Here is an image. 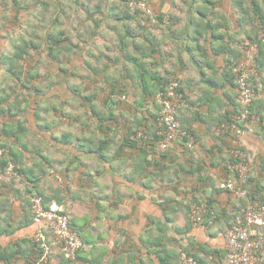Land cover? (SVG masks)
Listing matches in <instances>:
<instances>
[{
    "label": "crops",
    "instance_id": "1",
    "mask_svg": "<svg viewBox=\"0 0 264 264\" xmlns=\"http://www.w3.org/2000/svg\"><path fill=\"white\" fill-rule=\"evenodd\" d=\"M80 1L81 7L76 1L64 4L61 13L64 26L73 21L70 12L77 14L73 30H81L102 4ZM107 3L118 5V0ZM152 7L168 22L141 28L111 16V83L128 89L122 98L115 95L111 130L94 124L90 107L78 101L64 105L65 116L55 114L52 122L44 108L49 102L0 115V146L18 168L16 176H7L8 164L0 158V264L32 258L31 198L36 195L67 210L96 262L106 263L123 250L120 264H184L187 254L200 264H225V234L238 201L220 189L233 177L227 165L234 140L219 129L240 111L236 63L245 43L264 39V0H152ZM259 57L254 108L262 123L247 132L242 145L250 161L248 187L264 195V44ZM134 58L154 75L146 77L153 93L145 94L144 107L137 104L140 90L130 89L134 83L144 86ZM169 77L180 81L186 104L179 122L193 135V150L176 144L162 153L155 142L132 141L140 132L154 134L158 79ZM86 113L93 117L89 122ZM106 136L108 149L101 147ZM195 202L209 203L208 228L191 221ZM60 257L54 253L46 264H67Z\"/></svg>",
    "mask_w": 264,
    "mask_h": 264
},
{
    "label": "trees",
    "instance_id": "2",
    "mask_svg": "<svg viewBox=\"0 0 264 264\" xmlns=\"http://www.w3.org/2000/svg\"><path fill=\"white\" fill-rule=\"evenodd\" d=\"M75 1L77 5L81 2L80 0L0 1V111H4L0 112V115H10L13 114V112L22 113L28 111L27 109H32L36 104L46 105V102H49L50 106L48 105L44 108L45 112L48 113L46 120L52 122V120H54L56 116H60L61 113L65 116V110L61 109L64 105L67 104L68 106V104H74L78 101L80 106L88 105L90 107L93 117L96 118L93 122L94 124L97 125L99 123L100 126L106 125L107 128L111 130L110 125L107 123H111V107L118 103L115 95L119 96L118 98H122L128 93L127 88L114 87L111 83V54H109L110 51L108 52L107 48H109V44L106 42V40H109L111 37V16L117 19L119 18L118 20L122 22L123 20L131 21V23H135L137 26H142L141 28H143L148 24L152 26L162 25L165 19L164 14L157 13L152 7V0H147L153 9L155 18L157 19V23L153 24L150 17L142 11L137 10L133 12L129 7V0H118V5L115 3H107L108 0H98L102 4L94 7L93 10L96 11V13H94L96 15L92 16L90 20L83 22L81 30H76V33H78L77 35L79 37H81L80 34H82L84 39L94 37L95 40L101 39L104 41L103 46H101L100 43H96L94 40L84 46L82 43H79V39H76L77 36L68 34L69 32H72V30H68L67 33V30L63 28L64 18L61 16V13L64 14V11L66 10L64 4H73ZM86 1L91 2L92 0ZM79 7H81V4ZM52 12L55 13L56 17H54ZM68 12H70V9ZM99 14H103L104 17H97ZM74 15L77 14L70 12L69 17H71L73 21H75V18L73 17ZM21 17H26L24 25L21 24L23 21ZM67 20H69V18H67ZM143 22L145 24L142 25ZM75 40L77 41L75 42ZM122 42L124 45L126 44L124 39H122ZM90 44L91 46H89ZM250 44H256L258 46V54L256 56V70L258 71V76L253 79V84L256 89H258V78L261 71L259 54L262 45L264 44V39L260 38L245 43L243 50ZM123 48H125V46ZM137 59L138 58H134V60L131 61L134 63V72L137 74V80L141 84H144V86L138 88L134 83L130 89L136 94H138L140 90L141 93L138 95L139 99L137 100V104L144 107L145 94L150 96L153 93V88L146 85V77L153 78L154 75L150 70H146V68L142 69L144 65H141ZM44 65L46 68L45 72L42 73L41 71H43L42 67ZM82 69L89 72L86 74L87 84H90V87L94 88L93 90H88L86 94L80 93L81 91L79 92L80 89H78L84 84L83 81H81V84L77 83L78 85H74L75 82L79 80L76 73L77 71L80 72ZM130 73L132 72H128V74ZM169 78L158 79V93L166 89ZM70 82H73V85L70 84ZM55 88H62V91L64 92L58 91L59 93H56ZM179 91L181 92V87ZM68 96L69 98L62 99L63 97ZM251 111L253 114H257L260 117L259 112L254 108V105L251 108ZM237 113H239V110L236 111L235 116ZM36 116L39 120H42L40 118V113H36ZM87 116L88 122L91 121L92 116L90 114ZM235 116L229 118L227 122H232ZM157 117L155 119V132L151 135L155 139L158 138L156 135ZM87 118L84 120V123H87L86 126H90L91 122L88 123ZM260 121V123H262L261 118ZM134 136H136V134ZM92 141L95 143L94 140ZM132 141L140 145V142L134 139H132ZM108 145H111V140L109 142L108 136H106V142L105 144H102L101 147H106L108 149ZM181 145L187 149L184 144ZM169 150L162 153H167ZM9 157L10 156L3 157L1 159L6 160L8 164L9 162H13ZM7 158H9V160ZM16 171L18 172V168ZM248 186L249 184L247 185V189L250 197H260L264 201V195H261L259 191H253ZM223 191L226 192L225 190ZM200 203L202 202H195L193 205ZM242 204H244V202H242ZM208 206L210 208L209 203ZM236 213L237 210L234 213L233 219ZM209 217L210 215L204 222L206 228L209 227L206 225ZM70 226L81 237L83 248L77 252L74 260L66 259L67 264H120L119 260H122L121 257L125 254L123 250L119 252V256L121 257H112V259L110 258V261L106 263L96 262L97 257L95 260L92 258L90 259L93 252H87V250L84 249V243L88 242L87 238L82 235L75 225H73L71 220ZM31 250L33 254L32 258H29L28 256L25 260L26 262L23 263H32L37 259V255L33 249L32 239ZM58 252L60 251L58 250ZM98 254L100 255L101 253ZM98 254L96 256H99ZM194 258L198 261L196 257ZM21 263L22 262L19 261H4L1 264Z\"/></svg>",
    "mask_w": 264,
    "mask_h": 264
},
{
    "label": "built area",
    "instance_id": "3",
    "mask_svg": "<svg viewBox=\"0 0 264 264\" xmlns=\"http://www.w3.org/2000/svg\"><path fill=\"white\" fill-rule=\"evenodd\" d=\"M130 9L142 11L150 17L153 24L157 23L153 9L147 0H129ZM168 19L165 18V23ZM258 46L250 44L243 50L242 59L236 63L239 113L232 122L221 126L219 131L233 137L234 144L230 150L231 160L228 167L233 177L221 183L220 188L231 194L238 201L237 213L231 227L225 234L227 256L225 264H264V201L260 197H250L247 185L250 179V161L243 148L245 134L260 125V117L253 114L257 98V89L253 79L257 78L256 56ZM180 82L177 78H169L166 89L158 94L161 111L157 117L156 135L148 136L142 132L133 137L146 145L155 142L161 152L173 148L176 144H184L187 149L195 148L193 135L181 127L179 109L186 104L179 91ZM9 151L0 146V158L8 157ZM17 166L9 162L5 174L9 177L17 175ZM244 202V204H242ZM31 211L36 230L32 236V245L36 261L21 264H46L52 254L58 250L66 259L74 260L77 252L83 248L81 237L70 226L71 216L57 202L46 203L41 196L31 198ZM211 210L207 203L193 205L190 218L194 226H205V220ZM184 264H199L189 255H183Z\"/></svg>",
    "mask_w": 264,
    "mask_h": 264
},
{
    "label": "rangeland",
    "instance_id": "4",
    "mask_svg": "<svg viewBox=\"0 0 264 264\" xmlns=\"http://www.w3.org/2000/svg\"><path fill=\"white\" fill-rule=\"evenodd\" d=\"M1 1V0H0ZM26 17H21V19L23 20L22 21V23L21 24H25V19ZM134 25H136V24H134ZM74 24H66V26H64L63 28H65V30H67V33H68V30H72V32H69L68 34H70V35H73V36H77L76 37V39H79V43H82V45H84V46H86V44H88V43H90L91 41H96V43H100V45L101 46H103V40H101V39H97V40H95V37L94 38H87V39H84V37L82 36V34H80L81 35V37H79L77 34L78 33H76L77 31L76 30H73V28H74ZM142 27V26H141ZM17 30H20V29H17ZM75 39V38H74ZM77 40H75V42H76ZM106 42H107V44H109V48H107L108 49V52H109V54H111V37L109 38V40H106ZM89 46H91V44L89 45ZM45 68H46V66L44 65L43 67H42V69H43V71H41L42 73H44L45 72ZM89 72L88 71H86V70H84V69H82L80 72L79 71H77V73H76V76H77V78H79V80H77L76 82H75V84L74 85H78L77 83H79V84H81L82 82L81 81H83L84 82V84L83 85H81L82 87L80 88H78V89H80L79 90V92L80 93H84V94H86L87 93V91L88 90H93L94 88L93 87H90V84H87V75L86 74H88ZM81 77V78H80ZM70 84H72L73 85V82H70ZM85 85V86H84ZM82 88H84V89H82ZM56 89V88H55ZM58 91H62V88H58V89H56V93H59ZM62 92H64V91H62ZM69 93V92H68ZM257 99V98H256ZM247 134V133H246ZM246 134H245V136H246ZM245 138V137H244ZM110 188V187H109ZM109 191H110V189H109ZM107 234H108V232H107ZM110 245H111V243H110ZM109 245V248H111V246ZM55 254H58L56 251L54 252ZM53 253V254H54ZM60 259L61 260H66V257L64 256V255H61V257H60ZM59 264H61V263H59Z\"/></svg>",
    "mask_w": 264,
    "mask_h": 264
}]
</instances>
